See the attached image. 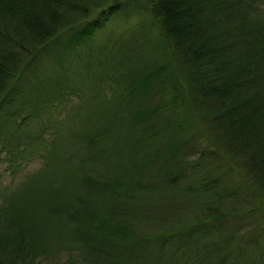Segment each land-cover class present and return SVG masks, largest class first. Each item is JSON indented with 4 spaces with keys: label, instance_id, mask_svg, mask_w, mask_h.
Instances as JSON below:
<instances>
[{
    "label": "trees",
    "instance_id": "16d2710c",
    "mask_svg": "<svg viewBox=\"0 0 264 264\" xmlns=\"http://www.w3.org/2000/svg\"><path fill=\"white\" fill-rule=\"evenodd\" d=\"M134 10L159 44L94 52ZM2 156L54 167L45 220L66 264H264V0H0ZM30 224L0 220V264L46 260Z\"/></svg>",
    "mask_w": 264,
    "mask_h": 264
},
{
    "label": "rangeland",
    "instance_id": "374dc122",
    "mask_svg": "<svg viewBox=\"0 0 264 264\" xmlns=\"http://www.w3.org/2000/svg\"><path fill=\"white\" fill-rule=\"evenodd\" d=\"M137 7H139V5ZM88 16L89 14L86 15V17ZM149 22V15L140 10H134L130 15L128 14V16L126 17H112L110 18V20H108L105 27L95 34L96 36L94 37V44L92 46V49L94 52H98L100 54H102V52L104 51L103 55L107 54V52L110 54V52L113 50V54L115 55L123 50V43L127 44V46L130 48L138 46V50L144 51L147 50L149 46L155 44L158 45L159 39L157 37V33L155 32L154 28L149 26ZM141 54H143V51L141 52ZM112 55L104 58H112ZM134 57L135 55L130 56V58L126 60L125 67H122L127 71L128 75L129 70L134 68L136 64V61L133 63V60H135ZM148 57L150 58V54L149 56L143 54L140 61L148 59ZM121 59L122 56L120 55L116 60L117 63L121 62ZM46 68L49 72L52 73L54 71V64L48 65L47 62H44L42 64V70ZM133 70L134 69H132V71ZM132 71L131 73H133ZM112 87L116 88L114 86ZM62 97L64 98V105H67L65 106L66 110L68 109L66 112H70L73 109V106L80 103L81 100H78V98L73 96L72 94H68L67 99L64 95ZM64 109L65 108H63V111ZM61 111L62 109L60 110V112ZM60 115L62 116L57 117L54 114V110H52L49 112L48 116H43L44 123H46L47 126L44 130L45 136L43 138H45V140L48 137H51L50 134H52V132L54 131V120L58 122L65 114L63 113ZM39 155L43 157L44 153H40ZM6 157L7 156H2L3 161L0 164V174H2L1 183L2 186L6 185L2 196L7 200H4V202L0 197V209H4L0 220H3L6 222V224H8L10 221L17 220L20 217L25 220L29 219V221L32 223L30 224L31 226L37 225L38 227V224H43L44 229L41 232H35L29 229L33 235H36L35 239L39 241L38 244H40L44 249L43 251H45L46 260H43V262L40 264H66V234L54 230V226H52V224L49 226L45 220V215L48 209L52 207V198L54 194L51 191L47 190L46 186L43 185V183H46L43 178V172H46V175L48 174V180L51 184H54L55 180L52 173L55 170L54 167H48L42 160L39 161L38 159H36L33 161H24L26 165L22 166L21 169L18 170L16 169V167L10 166V158ZM234 157L232 161L233 169L229 170L228 168V170H226L227 173L225 174L226 179H229V181H231L232 183L237 182L240 179L241 176L237 175L239 174V172L243 173L239 165L235 162ZM17 159L18 157L12 160V163L14 165L17 164ZM64 180H70L68 171L60 179V181ZM62 185H64V183H59V185H57L56 187H60ZM261 198L264 201V196H262ZM253 200H255L256 202L258 201V199ZM4 205L6 207H3ZM239 205L240 210L238 211L239 217L237 219V224L241 225L245 222L244 218H241V215L244 211V202H242L241 200L239 202ZM246 205L248 206L251 204L247 202ZM246 205L244 206L245 208ZM262 205H264V202ZM242 231L244 232V230ZM55 232L60 234L57 235ZM245 233H249V231H246ZM58 243L60 244L57 245Z\"/></svg>",
    "mask_w": 264,
    "mask_h": 264
}]
</instances>
